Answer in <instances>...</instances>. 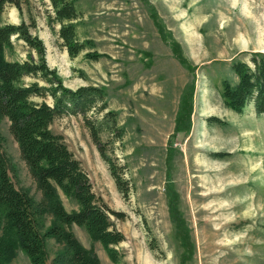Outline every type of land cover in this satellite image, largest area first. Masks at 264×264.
Wrapping results in <instances>:
<instances>
[{
    "label": "rangeland",
    "instance_id": "obj_1",
    "mask_svg": "<svg viewBox=\"0 0 264 264\" xmlns=\"http://www.w3.org/2000/svg\"><path fill=\"white\" fill-rule=\"evenodd\" d=\"M15 1L7 3L0 25L25 23L65 85L104 87L108 108L124 128L122 138L109 129L101 134L127 194L82 114H63L51 124L82 161L97 194L121 213H111L125 234L116 245L117 261L75 223L71 229L81 242L102 264H264V112L253 102L236 112L222 96L223 79L237 80L233 59L264 51L257 46L264 0H76V29L86 47L75 56L61 44L51 0ZM239 33L249 45H242ZM11 39L7 59H39L24 38ZM34 80L45 83L31 75L22 82ZM0 155L16 187L41 201L44 193L5 115ZM59 193L68 210L79 207ZM52 220L51 212L38 214L42 233ZM64 248L65 242L46 237L44 264H68L54 260ZM12 263L33 264L20 248Z\"/></svg>",
    "mask_w": 264,
    "mask_h": 264
},
{
    "label": "trees",
    "instance_id": "obj_2",
    "mask_svg": "<svg viewBox=\"0 0 264 264\" xmlns=\"http://www.w3.org/2000/svg\"><path fill=\"white\" fill-rule=\"evenodd\" d=\"M10 1L13 0H0V15ZM51 4L55 10L54 18L60 24L57 34L61 44L70 55L79 54L86 43L79 38L76 29L79 16L76 0H51ZM14 34L38 50V60L27 58L20 61L5 57V47L11 46ZM88 54L97 57L95 53ZM231 67L237 80L223 79L222 96L226 106L243 112L246 105L253 102L257 112H264V51H252L248 60L233 59ZM26 75L39 77L45 83L38 80L23 83ZM49 96L52 103L47 100ZM34 97H41V100ZM90 112H98L100 116L93 118ZM68 113L83 115L119 189L127 194L129 188L119 173L120 165L108 153L107 142L101 134L104 129H109L115 135L113 137L122 138L124 135V128L118 124V112L108 108L104 87L83 84L72 88L65 85L56 69L48 65L41 39L34 36L25 23L1 24L0 116L9 118L20 155L44 195L38 201L16 187L0 155V264H13L19 248L33 264H44L47 259L45 238L48 236L65 242L64 250L54 259L56 262L102 264L94 248L85 246L71 229L75 223L85 226L92 239L103 244L112 260L120 258L116 245L125 239V234L117 227L111 213L118 216L121 213L110 208L97 194L82 161L75 156L64 136L51 127L57 116ZM59 189L76 200L79 207L68 210ZM47 211L52 213L53 220L42 233L36 219L38 214ZM173 216L177 218L174 213ZM178 216L180 219V212Z\"/></svg>",
    "mask_w": 264,
    "mask_h": 264
},
{
    "label": "bare ground",
    "instance_id": "obj_3",
    "mask_svg": "<svg viewBox=\"0 0 264 264\" xmlns=\"http://www.w3.org/2000/svg\"><path fill=\"white\" fill-rule=\"evenodd\" d=\"M237 39L240 42H242V45L244 46L249 45V43L251 42V40L243 33H239V35L237 36ZM257 44H258L257 46L259 47L264 46V24L263 25L259 24Z\"/></svg>",
    "mask_w": 264,
    "mask_h": 264
}]
</instances>
